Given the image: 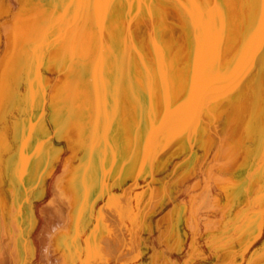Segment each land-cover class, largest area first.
I'll use <instances>...</instances> for the list:
<instances>
[{"label":"bare ground","instance_id":"bare-ground-1","mask_svg":"<svg viewBox=\"0 0 264 264\" xmlns=\"http://www.w3.org/2000/svg\"><path fill=\"white\" fill-rule=\"evenodd\" d=\"M190 1L101 0L100 6L83 9V0H0V123L15 111L2 102L17 95L38 107L34 116L52 127L47 131L34 119L32 161L15 172L7 168L12 182L22 187L24 180L29 195L32 223L21 242L19 264H178L166 256L171 244L163 246L155 234V218L165 211L171 191L158 177L165 171L180 187L203 174L201 187L210 193L215 186L222 193L228 230L249 232L247 242L237 235L244 242L241 254L262 238L264 95L257 93L264 94V83L256 82L254 64L264 71V57L249 68L230 53L226 60L209 62L216 69L198 70L192 48L182 45L180 52L175 37L162 40L177 30L191 34L198 14ZM194 1L214 15L223 9L221 18L209 20L210 36L218 28L228 37L253 28L251 22L241 29L231 26L235 8L242 6L253 16L256 0H228L224 6L221 0ZM156 5L161 14L148 37L147 15ZM95 20L101 29H93ZM128 32L136 35L131 40L135 48L125 54L123 34ZM27 133L13 129L12 135L20 142ZM38 133L48 142L46 150ZM54 138L62 144L58 150ZM48 165L49 179L59 170L52 191L41 184ZM40 201L43 230L41 225L42 231L34 232ZM237 209L255 213L253 224L248 219V227L233 223ZM78 216L84 219L73 240L79 253L69 250L67 236L58 257L48 247L49 233L59 225L66 231ZM93 219L97 232H85ZM0 236L4 239L5 232ZM3 250L0 244V264H6ZM9 252L5 257L13 258ZM214 253L217 259L220 253Z\"/></svg>","mask_w":264,"mask_h":264},{"label":"rangeland","instance_id":"rangeland-1","mask_svg":"<svg viewBox=\"0 0 264 264\" xmlns=\"http://www.w3.org/2000/svg\"><path fill=\"white\" fill-rule=\"evenodd\" d=\"M21 90L24 91V89ZM18 98L16 95L2 102L3 107L10 102L14 106L15 111L3 117V121L0 123V234L1 232H5L4 239L0 236V244L4 249L3 256L6 264H19L17 257L21 250V242L26 232L29 231L30 222L32 223L27 210L29 195H27L24 180L22 187L18 183L12 182V176L7 174V168L15 172L19 168L25 169L32 161V158H30L33 152L31 145L35 138L32 136L31 126L34 123V119L37 120V125H41V128H47V131H52L50 125L45 122L43 123L44 119L41 121L40 116H34V110L38 107L34 109L30 107L29 101H19L20 99L18 100ZM22 128L27 129L28 137L25 141L21 139L20 142H17L12 135L13 129L20 130ZM36 136L42 143L41 150H46L48 142H46L44 135L38 133ZM52 144L55 150H58V147L62 146L55 138L54 140L52 139ZM22 145L24 147L23 150L20 149ZM18 153L21 154L19 158ZM68 153L66 151L65 156ZM42 155H44V152ZM60 156L61 158L63 157L62 154ZM179 159L181 157L173 160L168 166V169H172ZM8 162L9 165H7ZM163 163L164 165L162 164L161 167L165 166V162ZM48 167L49 165L46 167V170ZM46 170L41 175V184L42 186H47L52 191V187H55L53 181H55L57 174H59V170H56L55 175L50 179L48 173L51 168ZM184 170L186 169L184 168ZM166 174L165 171L158 177L160 182H167V185H169L171 189L170 197L165 201V211H161L157 215L154 224L156 225L155 234L160 238L162 245L167 247L168 243L171 244L169 245V253H166L169 259L176 260L178 264H264V249H262L264 247L262 246L264 243V234L250 249L241 254L244 242H240L239 238L247 242L246 239H248L249 232H231V230H228L231 223L221 213L222 207L224 209L226 206L224 197L215 186L209 189L210 193H207V190L201 187V184L205 180L203 174H199V178L196 181L194 180L195 182L190 181L182 187L170 183L173 182L174 177ZM27 175L28 172L24 173V179H26ZM50 182L53 184H50ZM196 182H198L199 186H193ZM186 186L191 187H188L186 190ZM41 207H43V201L38 202L34 209V217L40 220L39 227L34 232H41L43 230L42 219L39 213ZM233 209L232 211H234ZM60 210L62 213L65 212V206L61 207ZM243 212V210L237 209L232 216V220L236 225L241 223V226L248 227L245 221L247 219L248 221L252 220V223L255 213L248 216ZM17 213L19 214L17 215ZM18 219H20V222L17 221ZM83 221L84 219L78 216L71 222L72 224L68 226L69 228L66 231L63 225L55 227L49 233V249H52L56 254L58 253L59 257L61 241L64 237L67 238L68 236L70 241L69 250L75 254L79 253V247L73 240H76L77 232H81L78 228L84 225ZM10 226L12 227L11 229ZM97 229L96 221L93 219L89 224L88 230L85 232H97ZM11 232H16L17 235H11ZM238 234L239 238L237 237ZM180 245L185 248L187 253L185 250H180ZM215 251L220 253L217 255L218 260L215 257ZM8 252L9 256L10 254L13 255V258L5 257V254L8 255ZM55 262L57 264L60 263L59 260Z\"/></svg>","mask_w":264,"mask_h":264},{"label":"water","instance_id":"water-1","mask_svg":"<svg viewBox=\"0 0 264 264\" xmlns=\"http://www.w3.org/2000/svg\"><path fill=\"white\" fill-rule=\"evenodd\" d=\"M83 9H89L92 5H101V0H83ZM228 0H221V3L223 6L225 5V2ZM192 6L196 8L197 10V21L193 25V29L191 31V34H184L182 32H170L167 38H162V40H168L170 38L175 37L176 38V44L178 45V50L182 52L183 47H190L195 51L196 59L195 64L198 66V70L203 69H216V66L214 68L210 65L209 62H214V60L222 59L226 60L228 55L232 53V56L234 53L237 54V58L245 61V65L249 68L253 67V64L255 61L259 62L262 57H264V0H256L255 4L253 6H258V10L254 12L253 16H248L247 11L242 6H238L235 8L233 12V25L231 28L234 30V28H244L247 26L248 22H251L250 24H253V28L251 30H241L239 34H236V36L228 37V34H225V30L222 28H218L217 34L214 36L208 35V26H209V20H217V18H221L222 10L223 9H217V11H220L218 14L214 13L212 14L210 11H208L207 7L201 6L198 2L196 3L194 0H191ZM177 3L180 4L181 0H177ZM37 4V1H35V5ZM221 4V5H222ZM140 11L137 10L135 13H139ZM158 14H161V8L159 5H156L153 8V13L151 15H147L148 18L146 20V31L148 32L147 36L152 37L154 35V25L153 21H156L159 17ZM101 16L98 15L97 19L99 20ZM201 18H207L208 21H202ZM231 18V19H232ZM98 20H95V22L98 23ZM127 23L131 21V18L127 19ZM152 21V22H151ZM220 21V20H219ZM79 23H82V20H78ZM211 22V21H210ZM181 26L183 25L180 21ZM93 29L99 30L102 28L101 24L98 23L97 25L92 24ZM124 40H126V44L124 45L123 52H126L127 54L129 50L133 51L134 46L132 44V41L134 38H136L135 34H131L128 32V34H123ZM132 40V41H131ZM215 40V41H214ZM206 41L213 42L215 45L208 46L206 44ZM220 46V48H216V46ZM184 50V49H183ZM185 51V50H184ZM124 55V54H123ZM235 56V55H234ZM96 55L93 59V61L89 64V67L97 61ZM216 59V60H217ZM229 59V58H228ZM217 63V61H216ZM219 63V62H218ZM219 67V66H218ZM254 69L256 75V79L259 77V81L256 80V82H259L261 87L264 83V71H261L259 64H254ZM86 74V71L82 73V76ZM255 82V84H256ZM263 92L261 91L257 93V96H263ZM253 98V100H257ZM264 97V96H263ZM264 101V100H263Z\"/></svg>","mask_w":264,"mask_h":264}]
</instances>
